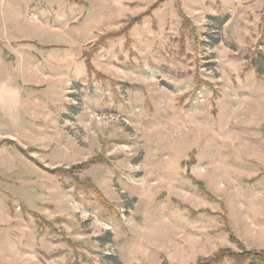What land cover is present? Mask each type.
Here are the masks:
<instances>
[{"label": "rangeland", "instance_id": "374dc122", "mask_svg": "<svg viewBox=\"0 0 264 264\" xmlns=\"http://www.w3.org/2000/svg\"><path fill=\"white\" fill-rule=\"evenodd\" d=\"M261 52L264 0H0V264L264 250Z\"/></svg>", "mask_w": 264, "mask_h": 264}, {"label": "trees", "instance_id": "16d2710c", "mask_svg": "<svg viewBox=\"0 0 264 264\" xmlns=\"http://www.w3.org/2000/svg\"><path fill=\"white\" fill-rule=\"evenodd\" d=\"M263 64H264V53L261 52L260 58L255 59V67L259 73L261 72ZM92 162L93 161H90L89 164ZM242 249H243L242 252H234L229 249L226 250L224 249L225 251H223L220 256L212 257L209 260L200 261L199 263H195V264H201V263L214 264L216 262L220 263L223 260H225V257L230 258V260H232V264H264V250H250V249H245L244 247H242Z\"/></svg>", "mask_w": 264, "mask_h": 264}]
</instances>
